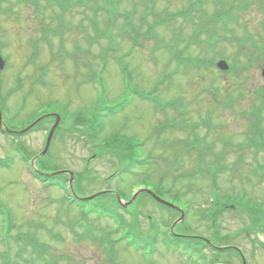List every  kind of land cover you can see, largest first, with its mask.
<instances>
[{"label":"rangeland","instance_id":"rangeland-1","mask_svg":"<svg viewBox=\"0 0 264 264\" xmlns=\"http://www.w3.org/2000/svg\"><path fill=\"white\" fill-rule=\"evenodd\" d=\"M190 1L114 0L117 9L112 20L103 8L94 10L92 0L66 12L58 6L46 7L41 15L34 5L21 1L1 4L0 54L6 62L0 70L2 126L16 131L29 125L40 112L50 110L63 118L61 129L43 154L40 152L50 118L20 137L3 133L0 128L2 236L9 235V244L10 237L21 236V241L14 239L10 247L12 255L1 254L3 264L11 258L19 259L18 246L27 244L32 237L44 245L49 256L43 258L54 264H145L143 252H132L124 243L110 251L114 258L106 256L104 252L109 249L103 246V252L95 236L109 234L117 226L116 218L108 213H88L80 219L77 209L67 206L58 190H46L28 177V162L16 150L20 145L29 156H35V166L45 172L74 171L77 194L90 196L111 190L98 198L106 207L113 204L123 221L130 227L132 224L133 236L141 241L156 236L151 242V264L208 262L188 259L164 248L161 237H167L177 212L158 208L143 195L129 207L130 214L119 206L116 195L124 203L148 184L154 189L161 185V192H170L163 198L183 209L184 217L175 224V233L199 234L211 241L216 238L218 246H223L217 254L204 251L210 263L242 264L233 249L224 248L236 246L245 264H264V233L245 236L242 231L249 224L246 207L218 210L215 226L207 216L212 174L216 178V196L222 202L239 196L251 202L264 200V172L255 171L256 164L264 166V152L254 154L255 144L250 140V127L257 119L252 110L259 100V126L264 134V81L260 74L264 64V0H248L240 10L234 8L232 0H216L217 21L223 20L224 28L231 30H219L213 49L205 52V44L186 49L195 39L197 27H209V20L202 15L192 13L185 19L177 14L186 10ZM212 1L207 0V4ZM103 2L95 0L94 4L100 7ZM7 7L12 8L11 13L4 12ZM217 21L211 29H218ZM192 22L197 24L194 32ZM137 28L138 34L134 33ZM245 29L250 34L248 40L242 39ZM206 36V32L201 34L202 39ZM189 57L207 62L213 57L223 58L231 72L226 75L215 64L191 63L186 67ZM17 77L22 80L20 91L14 89ZM115 105L119 111L112 114L96 111ZM78 116L82 120L76 119ZM205 120L210 122L209 127ZM169 121L185 124L183 128L171 127ZM193 134L199 140L197 146L210 150L201 154L207 155L206 167L213 166L216 153L223 155V167L215 170L201 165ZM112 139L115 143H109ZM242 144L246 146L240 148ZM130 155L149 156V164H131ZM161 175L164 177L160 182ZM121 231L119 228L116 235ZM82 236L94 237L78 240ZM183 237L189 243L196 242L193 236ZM36 242L25 246L19 264H45L33 254ZM2 247L0 235V252Z\"/></svg>","mask_w":264,"mask_h":264},{"label":"trees","instance_id":"trees-1","mask_svg":"<svg viewBox=\"0 0 264 264\" xmlns=\"http://www.w3.org/2000/svg\"><path fill=\"white\" fill-rule=\"evenodd\" d=\"M45 3L47 4H50V3H56V4H62L64 0H44ZM70 2H73V1H76V0H68ZM38 3L40 4V0H38ZM262 137L261 133L260 135L258 136V139H260ZM259 210V208H257ZM252 217H253V223L256 225V227H262L264 226V214L262 215V220L261 222H259V219H260V215L259 213H257V211H254L253 214H252Z\"/></svg>","mask_w":264,"mask_h":264},{"label":"water","instance_id":"water-1","mask_svg":"<svg viewBox=\"0 0 264 264\" xmlns=\"http://www.w3.org/2000/svg\"><path fill=\"white\" fill-rule=\"evenodd\" d=\"M0 62H1V61H0ZM218 65H219L220 67H222V68H225V67H226L223 61H220V62L218 63ZM263 76H264V69H263ZM53 128H54V127H53ZM53 128H52V129H53ZM51 132H52V130H51ZM51 132H50V134H49V137H50V135H51ZM47 141H49V139H48ZM153 196H154L157 200L161 201V200L158 199L155 195H153Z\"/></svg>","mask_w":264,"mask_h":264}]
</instances>
